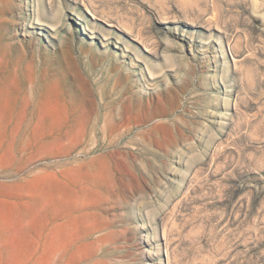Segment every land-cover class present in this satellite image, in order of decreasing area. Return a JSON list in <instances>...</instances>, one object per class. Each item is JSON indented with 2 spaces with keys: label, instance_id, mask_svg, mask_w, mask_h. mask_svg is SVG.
I'll return each instance as SVG.
<instances>
[{
  "label": "rangeland",
  "instance_id": "obj_1",
  "mask_svg": "<svg viewBox=\"0 0 264 264\" xmlns=\"http://www.w3.org/2000/svg\"><path fill=\"white\" fill-rule=\"evenodd\" d=\"M0 264H264V0H0Z\"/></svg>",
  "mask_w": 264,
  "mask_h": 264
}]
</instances>
